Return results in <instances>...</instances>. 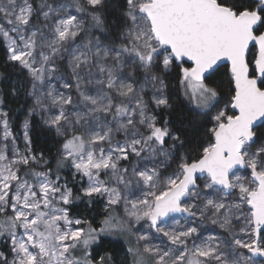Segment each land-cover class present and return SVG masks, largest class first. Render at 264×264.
<instances>
[{
  "label": "snow or ice",
  "instance_id": "1",
  "mask_svg": "<svg viewBox=\"0 0 264 264\" xmlns=\"http://www.w3.org/2000/svg\"><path fill=\"white\" fill-rule=\"evenodd\" d=\"M109 4L0 0V41L32 98L23 153L0 107V264H113L111 254H92L112 234L128 244L121 264H256L264 258V0H124L116 22ZM223 61L229 103L209 117L199 155L177 157L166 144L184 141L155 115L171 108L164 77L176 71L183 96L207 115L219 93L206 74ZM36 114L63 140L55 171L31 151ZM132 158L129 174L121 164ZM66 164L86 184L79 196L61 182ZM105 196V211L123 203L122 217L109 214L96 228L70 215L74 200ZM141 221L154 232H134ZM158 234L170 243H152Z\"/></svg>",
  "mask_w": 264,
  "mask_h": 264
},
{
  "label": "trees",
  "instance_id": "2",
  "mask_svg": "<svg viewBox=\"0 0 264 264\" xmlns=\"http://www.w3.org/2000/svg\"><path fill=\"white\" fill-rule=\"evenodd\" d=\"M124 0H110L109 7L106 10L107 18L110 22L119 20L121 7ZM131 71V69H126ZM139 75V73H138ZM205 81L211 86L217 87L219 96L215 102V106L205 115L203 112H198L194 109V105L187 100L178 84V75L176 71L165 75V83L167 85V93L170 96L171 108L156 110L157 119L163 123L169 121V127L174 134H178L180 139L184 141L183 147L173 148L174 142L168 140L166 147L169 150L175 151L176 156L181 155L196 158L203 146L210 142L211 137L207 133V128L211 127L210 116L229 103L232 92V84L228 76V66L219 65L208 75ZM12 79H18L22 85L16 83L13 85ZM27 75L17 64L8 62L7 52L3 44L0 42V100L3 101L2 106L8 113L10 127L13 132L20 130V123L27 116L28 109L31 107L30 98L27 96ZM16 89V94H12V89ZM151 93H149L150 95ZM228 114H232L229 109ZM31 147L35 153H43V156L50 161L48 167L54 171L56 169V160L60 155V148L63 140L57 136L55 130H49L42 125L35 117H32L31 128L29 131ZM258 146V145H257ZM256 146H254L253 150ZM177 160L170 162V167L164 170V175L167 176L170 172L176 169ZM62 180L68 181L73 189L74 196H79L81 189L78 187L76 180L72 179L69 173V165H65L59 171ZM198 183H202L198 181ZM234 196H229L232 198ZM69 212L75 213L79 218L88 220L93 227H98L105 211L102 210L101 199L95 197L93 202L89 203L88 198L82 197L76 199L69 206ZM207 225H211L210 220H205ZM212 226V225H211ZM214 227V226H213ZM240 227V223L234 225L235 230ZM226 236V234H224ZM126 245L118 238H110L103 236L100 239L99 246H93V256L111 254L113 264H121L125 259ZM257 260V259H256ZM261 263L259 260H257Z\"/></svg>",
  "mask_w": 264,
  "mask_h": 264
},
{
  "label": "rangeland",
  "instance_id": "3",
  "mask_svg": "<svg viewBox=\"0 0 264 264\" xmlns=\"http://www.w3.org/2000/svg\"><path fill=\"white\" fill-rule=\"evenodd\" d=\"M2 44H3V46H4V48H5V51L7 52V42H3V41H0ZM7 55H8V53H7ZM25 74H26V72H25ZM27 75V74H26ZM19 80L18 79H12V83H13V85H16V83H19L20 85H22L20 82H18ZM24 85V84H23ZM27 91L26 92H28V90H29V84L27 85V89H26ZM28 96V95H27ZM28 98H30V104H31V106H32V98L31 97H29L28 96ZM187 100H189L188 98H186ZM193 105H194V103H192ZM1 107V106H0ZM225 109V106L224 107H222L220 110H224ZM2 110L3 111H5L6 112V110L2 107ZM220 110H218V111H220ZM218 111H216L215 113H214V115L218 112ZM28 113V112H27ZM213 115V116H214ZM35 118H36V120H38V122H40L41 124H42V121H41V118H40V115L39 114H36L35 116H34ZM25 119V118H24ZM24 121V120H23ZM23 121L20 123V130L18 131V132H13V130L11 129V131H12V134H13V136L14 137H17V139L15 140V143H16V145H17V147L20 149V151L23 153L24 151H25V148H26V144H25V141H24V136H23V129H22V127H21V125H22V123H23ZM43 125V124H42ZM119 138V137H118ZM30 147H31V145H30ZM31 151H32V153L33 154H35V155H37V156H39L40 154L39 153H35L34 151H33V149H32V147H31ZM44 158L45 159H47L48 160V158H46L45 156H44ZM133 163H135V158H132V160L131 161H126V162H122V164H121V167H127L128 169H129V174L131 173V169H132V165H133ZM33 167H36L35 165L33 166ZM37 170H43V169H41V168H38ZM69 173H70V176H71V178L72 179H74V180H76V182H77V184H78V187L81 189V187L82 186H86V184H82V182H81V178L79 177V176H73V169L69 166ZM237 175H241V176H247L248 175V173L247 172H245V171H243V170H240V171H238L237 172ZM103 178V177H102ZM65 180H62L61 182L63 183ZM67 184H68V187H70V185H69V183H68V181H67ZM201 186H202V183H201ZM71 188V187H70ZM122 191H123V189H122ZM136 196H139V193H136L135 195H133V196H130L129 198L130 199H134V198H136ZM98 198H100L101 199V202H102V210L103 211H105V205H106V203H107V197L105 196V197H98ZM235 197H232V198H228L227 197V199H229V200H232V199H234ZM247 209H245V211H246ZM70 213V215L73 217V218H79L75 213H71V212H69ZM109 214H112V215H114V216H119V217H122L123 215H124V205H123V203H121L120 205H117V206H113L112 208H110V209H108V211H105V215H104V217L102 218V220L106 217V216H108ZM176 219H180V217L181 216H174ZM81 219V218H80ZM101 220V221H102ZM168 223L169 224H172V223H174V221L173 220H171V219H168ZM180 223L181 224H185V221L184 220H180ZM196 223H199L198 221H196ZM204 224L205 225H207L206 224V222L204 221ZM209 228H212L213 226H211V225H207ZM100 227V225L98 226V227H96V228H99ZM241 227H243V222L241 221L240 222V227L237 229V230H235L237 233H239L240 232V228ZM142 228V230H149V224L147 223V222H145V221H141L140 222V224H138V225H134L133 226V231L135 232L136 231V229H141ZM150 231V233L151 232H154V230H149ZM217 235V234H219V230L217 229L216 231H214V232H211V233H209V232H204L203 233V236H208V235ZM159 235V238L158 239H154L153 241H152V243H154V244H168V243H170L168 240H167V238L166 237H163L162 236V234H158ZM108 237H110V238H118V239H120V240H122L123 242H124V244L126 245V247H128V244H127V241H126V239L124 238V237H121V236H119V235H116V234H112V235H108ZM132 242L134 243V241H135V236H133L132 238ZM225 239H231V237H229V236H225ZM189 247H191V244L189 245ZM255 261H256V264H261V263H259L256 259H254Z\"/></svg>",
  "mask_w": 264,
  "mask_h": 264
},
{
  "label": "water",
  "instance_id": "4",
  "mask_svg": "<svg viewBox=\"0 0 264 264\" xmlns=\"http://www.w3.org/2000/svg\"><path fill=\"white\" fill-rule=\"evenodd\" d=\"M223 64L228 66V64H227L226 61L218 62L217 65L214 66V69H215L217 66H219V65H223ZM214 69H213V70H214ZM210 72H211V71H210ZM210 72H209V73H210ZM209 73H207L206 76H207ZM232 87H234V86L232 85ZM231 111H232V110H231ZM181 215H185V214H179V213H177V214H173V216H181ZM165 219L168 220V218H165ZM254 259H257V260H259L262 264H264V258L257 256V257H254Z\"/></svg>",
  "mask_w": 264,
  "mask_h": 264
},
{
  "label": "flooded vegetation",
  "instance_id": "5",
  "mask_svg": "<svg viewBox=\"0 0 264 264\" xmlns=\"http://www.w3.org/2000/svg\"><path fill=\"white\" fill-rule=\"evenodd\" d=\"M213 71V70H212ZM262 264V263H261Z\"/></svg>",
  "mask_w": 264,
  "mask_h": 264
}]
</instances>
